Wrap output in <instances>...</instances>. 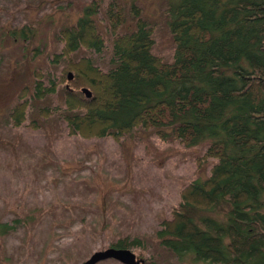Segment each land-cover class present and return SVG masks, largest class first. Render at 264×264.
<instances>
[{"label":"trees","instance_id":"trees-1","mask_svg":"<svg viewBox=\"0 0 264 264\" xmlns=\"http://www.w3.org/2000/svg\"><path fill=\"white\" fill-rule=\"evenodd\" d=\"M99 7L94 0L60 32L63 48L53 62L67 64L50 86L36 73L34 96L42 100L65 85L70 136L121 143L143 128L187 148L207 144L197 163L216 161L210 176L184 187L157 239L179 262L264 264V0H167L172 61L155 54V27L141 17V8L132 11L135 29L121 32L125 10L112 1L105 16L113 37L107 71L90 57H73L80 50L104 51L105 37L93 19ZM31 33L23 27L24 38ZM27 96L24 88L8 115L14 128L27 121ZM52 113L44 108L41 116ZM30 219L0 222V236ZM112 247L131 250L142 241L125 238Z\"/></svg>","mask_w":264,"mask_h":264},{"label":"rangeland","instance_id":"rangeland-1","mask_svg":"<svg viewBox=\"0 0 264 264\" xmlns=\"http://www.w3.org/2000/svg\"><path fill=\"white\" fill-rule=\"evenodd\" d=\"M93 1L0 0V222L31 217L16 232L0 236V264H83L125 238L142 241V247L131 248L137 258L193 264L179 262L156 233L172 219L184 187L210 176L216 161L197 163L207 144L187 148L143 128L121 143L70 136L65 85L42 100L34 96L36 73L43 75L45 86L62 75L67 61L53 62L63 48L60 32L75 25ZM97 1L93 19L106 47L101 54L80 50L75 60L90 57L102 70L111 68L113 37L105 16L112 1L125 10L127 25L121 32L135 29L132 11L141 8V17L155 27V54L173 60L167 0ZM24 26L32 28L29 40L23 37ZM24 88L30 101L27 121L14 128L8 115ZM44 108L53 111L48 119L41 116Z\"/></svg>","mask_w":264,"mask_h":264},{"label":"water","instance_id":"water-1","mask_svg":"<svg viewBox=\"0 0 264 264\" xmlns=\"http://www.w3.org/2000/svg\"><path fill=\"white\" fill-rule=\"evenodd\" d=\"M69 79H73L72 73L69 74ZM88 97H91V92L84 89ZM108 260H114L120 264H145V260L142 258H137V255L130 249H117L109 248L104 251L96 252L83 264H99Z\"/></svg>","mask_w":264,"mask_h":264}]
</instances>
